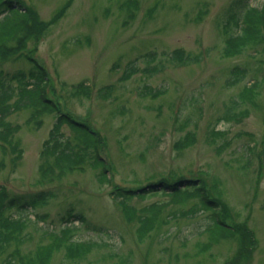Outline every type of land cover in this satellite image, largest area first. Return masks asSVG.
<instances>
[{
  "label": "rangeland",
  "instance_id": "374dc122",
  "mask_svg": "<svg viewBox=\"0 0 264 264\" xmlns=\"http://www.w3.org/2000/svg\"><path fill=\"white\" fill-rule=\"evenodd\" d=\"M19 1L45 23L68 6L44 37L0 59V69L27 70L30 57L40 63L48 97L98 134L96 155L108 167L93 166L90 155L81 166L48 164L42 172V144L56 114H41L39 125L27 124L30 110L10 117L21 126L22 155L16 163L0 159V186L22 200L52 193L29 211L21 255L51 247L45 264H264V44L222 56L231 20L246 7L261 11L264 0ZM174 49L198 62L171 63L165 55ZM234 65L246 76L226 86ZM131 66L137 69L123 80ZM60 126L71 146L82 145L78 129ZM187 133L194 142L178 149ZM178 178L193 180L202 194L157 186L121 203L115 193ZM203 195L221 204L206 209ZM221 205L225 222L247 228L251 242L219 228ZM69 208L83 219L63 221ZM63 226L74 227L68 242L89 244L80 258L67 256L68 242L52 247ZM13 248L0 253V263Z\"/></svg>",
  "mask_w": 264,
  "mask_h": 264
},
{
  "label": "trees",
  "instance_id": "16d2710c",
  "mask_svg": "<svg viewBox=\"0 0 264 264\" xmlns=\"http://www.w3.org/2000/svg\"><path fill=\"white\" fill-rule=\"evenodd\" d=\"M68 4L53 18L52 22H43L38 17L36 12L23 5L19 0H0V59L6 60L25 48L28 39L34 37H44L49 27L54 21L59 19L66 10ZM241 18L231 20L230 29L225 37L222 56L231 58L242 54L248 48H254L264 44V9L259 11L257 8L246 7L243 10ZM10 42H13L10 44ZM166 59L177 65H188L198 62V57L191 53H186L182 49H174L165 55ZM31 65L27 70H17L14 72L0 69V159L2 162L6 156H10L13 162H17L22 155V149L16 140V134L20 130V125L13 123L10 117L23 110H30L27 124L34 123L39 125L41 122L38 117L43 113L56 114V121L49 132L48 138L42 144L41 158L45 161L40 165L42 172H47L46 166L53 164L59 166L66 164L68 166L80 165L85 157H90L93 166H100L104 163L97 157L96 146L101 145L98 134L92 132L89 126L67 112L63 113L60 110L59 104L47 95V90L51 87L47 71L44 67L35 61L34 58H29ZM137 68L129 67L122 76V79H129ZM155 66L148 68L146 71H154ZM247 70L244 67L234 65L229 71V77L226 80V86H234L241 82L246 76ZM255 83V82H254ZM251 84L249 89L255 88V84ZM162 92H154L153 97L158 96ZM61 124H67L72 129H78L81 135L82 145L78 148L71 146L68 138L63 136L59 129ZM194 142V134L187 133L184 139L176 144L178 149H183ZM51 159V162L48 160ZM48 162V163H46ZM2 164V163H1ZM108 169L107 165L104 164ZM161 186L162 192L176 195L177 193L190 189V195L200 193L199 184L189 180V178H178L174 181L150 183L143 188L137 190H119L115 193L122 196V202L134 194L143 196L146 191L156 192V187ZM184 193H187L186 191ZM52 197L50 192H39L32 196L30 200L11 197L7 190L0 186V253L5 251L9 245L14 246L8 256L1 261L0 264H45L51 256V247L39 249L32 256L21 255L19 247L24 240L25 229L32 222L29 218V211L35 208L40 203H45L48 198ZM202 205L206 209H216L215 204H221L217 200L207 199L204 195L200 197ZM13 210L17 213L13 217L9 212ZM220 213L217 215V223L219 228L225 231L236 232L243 239L249 238L247 228L237 226L231 228L223 219L226 211L224 205H221ZM72 209L66 211V216L63 219L65 222H70L71 219L82 220V215H72ZM148 221V220H147ZM149 223V221H148ZM74 227L63 226L56 236H61L56 239V243L52 247H60L71 239V234ZM149 231V226L145 221L142 222L139 229L140 236H146ZM233 231V232H232ZM251 242V241H250ZM90 246L85 243H70L66 245V253L70 258H80L88 250Z\"/></svg>",
  "mask_w": 264,
  "mask_h": 264
}]
</instances>
